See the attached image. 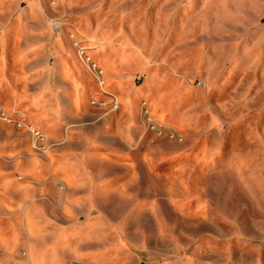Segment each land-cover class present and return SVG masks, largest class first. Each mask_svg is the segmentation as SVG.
I'll return each instance as SVG.
<instances>
[{"label": "rangeland", "instance_id": "374dc122", "mask_svg": "<svg viewBox=\"0 0 264 264\" xmlns=\"http://www.w3.org/2000/svg\"><path fill=\"white\" fill-rule=\"evenodd\" d=\"M0 264H264V0H0Z\"/></svg>", "mask_w": 264, "mask_h": 264}, {"label": "bare ground", "instance_id": "6f19581e", "mask_svg": "<svg viewBox=\"0 0 264 264\" xmlns=\"http://www.w3.org/2000/svg\"><path fill=\"white\" fill-rule=\"evenodd\" d=\"M103 63H105L104 61H102ZM106 81H107V79H106V77H105V75H104V78H103V83L105 84L106 83Z\"/></svg>", "mask_w": 264, "mask_h": 264}]
</instances>
